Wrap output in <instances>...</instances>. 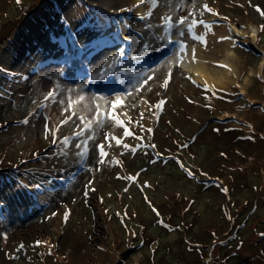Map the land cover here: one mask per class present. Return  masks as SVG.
Segmentation results:
<instances>
[{"label":"rangeland","instance_id":"rangeland-1","mask_svg":"<svg viewBox=\"0 0 264 264\" xmlns=\"http://www.w3.org/2000/svg\"><path fill=\"white\" fill-rule=\"evenodd\" d=\"M102 2L128 9L0 0V264H264V0H159L145 20ZM227 24L256 35L236 38L223 89L169 62L163 36L192 45ZM122 34L125 54L98 70L99 43ZM97 105L108 118L75 136Z\"/></svg>","mask_w":264,"mask_h":264},{"label":"bare ground","instance_id":"bare-ground-1","mask_svg":"<svg viewBox=\"0 0 264 264\" xmlns=\"http://www.w3.org/2000/svg\"><path fill=\"white\" fill-rule=\"evenodd\" d=\"M136 4L137 0H128L125 8L132 9L133 11L135 10V14L137 16H141L142 8L140 6L137 9L133 8V5ZM97 7L103 14L106 15L119 13L122 9L110 8L103 2ZM180 27H182L181 29L184 31L185 28H188V25L184 24L180 25ZM173 28L174 27L171 26L172 30H174ZM196 29L197 33L195 37H197L198 42L196 44L193 42L194 45L183 43V51L180 50L181 43H179L178 40L176 41V36L174 37L170 34L163 36L164 40L166 41L167 48L171 53L169 62L172 65L181 67L184 70L190 72L196 81L208 86L210 89H221L224 87V85L236 80V61L238 59L234 48V44L237 42L236 38L240 36H248L251 40H254L256 35L255 26L251 25L249 30L237 28V26L234 24L220 25V27H216L210 31H200L198 30L199 28ZM190 33H186L187 37L191 36ZM221 37H231V39L222 40ZM119 38L123 40L124 43H114L109 41H101L99 43L98 46L102 47L103 49L99 50L96 48L98 52L95 51L94 53V62L98 70L109 66L112 62L121 57V55L125 54L126 50L124 49H127L126 41H128V37L122 34L119 35ZM217 38L221 39V41L217 42ZM205 44L212 46L213 44H216V47H214L215 49L212 48V55H207ZM76 45L79 47V43H76ZM55 47L57 46L55 45ZM192 49H195V58H193ZM60 52L61 50L57 48V53ZM263 60L264 55L258 59L257 70L260 69ZM246 78L247 77L243 79L244 83L247 81ZM244 85H240L241 90H244Z\"/></svg>","mask_w":264,"mask_h":264},{"label":"snow or ice","instance_id":"snow-or-ice-1","mask_svg":"<svg viewBox=\"0 0 264 264\" xmlns=\"http://www.w3.org/2000/svg\"><path fill=\"white\" fill-rule=\"evenodd\" d=\"M153 4V5H156L158 6L159 5V0H137V4L136 5H133V7H138L140 4ZM203 7L208 11V12H212V9L211 8H208L207 4L203 5ZM132 9H121V11H131ZM152 13L149 12V13H146L145 15H141L139 16L138 18L141 19V20H145L147 19ZM193 15L192 13H189V16ZM261 15H264V12L261 13ZM225 19H227L225 17ZM161 20L164 22L163 24V27L167 28L168 26H177V25H184L187 23L188 21V17H181L179 20L175 21V23L173 24V21H172V17L171 16H164V17H161ZM199 23L203 24L204 22L203 21H199ZM196 24V21L193 20L191 24H188V30L191 31L192 27ZM262 28H264V26H262ZM180 35H184V33H180ZM194 38H197V37H194ZM202 39V38H201ZM221 39H231V37H221ZM183 48H184V45L183 43H181V48L180 50L183 51ZM122 51V50H121ZM192 54H193V58H195V49H192ZM153 77L152 76H148L145 80H144V83H147L148 80H151ZM167 83H168V80L166 79L164 84L162 85V87H167ZM117 99L115 101H113V107L117 106L119 104V97H120V93H117ZM55 96V93L54 91L52 90H49L45 96V99H53ZM81 99H83V97H81ZM161 104L164 103L163 101L160 102ZM29 115H31V113H29ZM101 116H103L105 119L108 118V113L107 111H105L104 113H101L99 111V105H97V111H96V115L89 121L85 122L84 121V118L81 117V123L83 124V128H81L80 131L74 133L75 136H80L86 132L89 131V129H94V127H99L103 124V119H101ZM67 121H64L62 120L61 121V124L63 123H66ZM22 123H28V120L25 119L24 121H22ZM46 131H47V125H46ZM131 133L125 129L124 131V135L125 136H128L130 135ZM92 137L91 136H88L86 139H91ZM106 139L108 138L107 136L105 137ZM117 144L120 143V140L117 139ZM61 144H63L65 147L68 146L69 143H71V140L69 137H64L61 141H60ZM75 147L77 149H80V151H78L76 153L77 156L79 157H84L86 155V151H87V144H86V140L85 141H82L81 143H76L75 144ZM98 148H100V155L101 156H104L106 155V153H104L103 151V146L101 145H98L97 146ZM125 147H127V145H125ZM154 147V146H153ZM104 161L103 160H99L98 163H103ZM226 191V190H225ZM67 216V213L65 214ZM37 243H39V241H37ZM23 245H21L22 247Z\"/></svg>","mask_w":264,"mask_h":264},{"label":"trees","instance_id":"trees-1","mask_svg":"<svg viewBox=\"0 0 264 264\" xmlns=\"http://www.w3.org/2000/svg\"><path fill=\"white\" fill-rule=\"evenodd\" d=\"M37 11H35V12H33V15L32 16H36V17H40L41 15H40V11H38V10H40V9H36ZM26 27H27V30H29V23L25 26V30H26ZM30 186H32V184H30L29 182L28 183H26L25 184V186H22L21 188L23 189V191L25 192H23L25 195H27V193H26V191H25V189H24V187H30ZM16 197H18L17 195H16ZM4 200V199H3Z\"/></svg>","mask_w":264,"mask_h":264}]
</instances>
